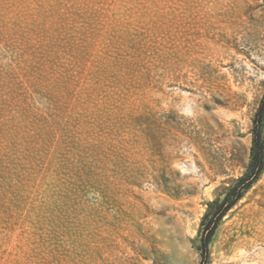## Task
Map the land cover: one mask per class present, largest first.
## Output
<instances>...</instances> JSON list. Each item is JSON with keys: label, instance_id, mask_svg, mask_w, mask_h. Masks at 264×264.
<instances>
[{"label": "rangeland", "instance_id": "obj_1", "mask_svg": "<svg viewBox=\"0 0 264 264\" xmlns=\"http://www.w3.org/2000/svg\"><path fill=\"white\" fill-rule=\"evenodd\" d=\"M256 128L264 0H0V264H264Z\"/></svg>", "mask_w": 264, "mask_h": 264}, {"label": "trees", "instance_id": "obj_2", "mask_svg": "<svg viewBox=\"0 0 264 264\" xmlns=\"http://www.w3.org/2000/svg\"><path fill=\"white\" fill-rule=\"evenodd\" d=\"M264 162V146L261 139V130L260 128H256L254 133L253 140V148H252V171L242 177L240 180V184L236 187V194L232 200L228 202H222L220 207L216 212L213 213V216L216 217V220L224 215V213L228 210V208L241 197L242 190L249 187L250 183L257 177V175L262 171ZM242 182V183H241ZM204 249L207 248V239L203 242Z\"/></svg>", "mask_w": 264, "mask_h": 264}, {"label": "bare ground", "instance_id": "obj_3", "mask_svg": "<svg viewBox=\"0 0 264 264\" xmlns=\"http://www.w3.org/2000/svg\"><path fill=\"white\" fill-rule=\"evenodd\" d=\"M189 201H187V203H188ZM184 205H187L186 204V202H184ZM228 261L229 262H233V263H238V264H245V260L243 259V258H238V259H236V258H234V257H230L229 259H228Z\"/></svg>", "mask_w": 264, "mask_h": 264}]
</instances>
